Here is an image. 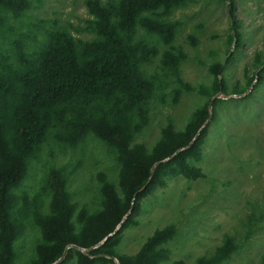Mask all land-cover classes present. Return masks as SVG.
Masks as SVG:
<instances>
[{
    "label": "trees",
    "instance_id": "1",
    "mask_svg": "<svg viewBox=\"0 0 264 264\" xmlns=\"http://www.w3.org/2000/svg\"><path fill=\"white\" fill-rule=\"evenodd\" d=\"M187 1L85 0L93 16L85 28L96 34L94 38H78L64 28H54L38 47L29 49L28 35L18 32L14 21L29 9L30 0H0V37L6 39L0 43V264H17L16 240L27 224L35 226L39 235L25 264H53L69 246L64 261L75 253L76 264H187L184 259L171 261L168 243L177 234L174 223L155 230L135 254L117 250L125 230L139 224L147 196L172 178L205 176L197 163L204 157L213 98L215 111L222 101L219 94L242 95L256 80L248 76L245 87L237 83L231 92L222 76L224 62L210 66L209 85L195 86L184 79L181 64L188 53L174 43L183 21L169 17ZM219 1L229 3L228 40L230 45L235 42L237 50L242 34L236 3ZM139 27L168 47L160 51L148 38L137 37ZM190 39L197 44L195 36ZM227 53L226 64L234 58V51ZM159 55L162 68L177 83L174 103L183 89L205 96L206 101L182 128L171 121L163 125L147 146L136 137L148 126L152 99L162 85L160 76L145 72L143 65ZM257 65H264L261 54ZM89 135L113 153L118 179L100 171L96 177L99 203L89 207L80 205L68 186L79 163L71 169L53 165L44 176L49 195L45 210L42 194L23 190L31 160L49 136L74 148ZM74 245L90 250L83 252ZM239 246L233 235L226 234L214 252L193 264H221Z\"/></svg>",
    "mask_w": 264,
    "mask_h": 264
},
{
    "label": "rangeland",
    "instance_id": "2",
    "mask_svg": "<svg viewBox=\"0 0 264 264\" xmlns=\"http://www.w3.org/2000/svg\"><path fill=\"white\" fill-rule=\"evenodd\" d=\"M234 1L242 34L237 50L235 42L230 45L228 40L232 32L228 2L188 0L169 17L183 21L174 43L188 53V58L181 64L185 80L195 86L211 84L210 66L216 62L225 63L222 76L231 92L237 83L245 87L248 76H256V80L242 95L219 94L222 101L209 120L204 157L197 163L205 176L196 180L182 176L172 178L166 187L147 196L143 200L139 224L124 232L117 248L121 254H135L155 230L174 223L177 234L168 243L171 261L184 259L187 264H193L198 257L214 252L224 236L231 234L240 246L221 264H262L264 70L261 76L258 75L264 65H257V57L261 54L264 58V0ZM91 18L85 0H30L29 9L14 24L18 32L28 35L27 46L33 49L54 28H64L78 38H94L96 34L85 28ZM7 35L13 38V34ZM190 35L197 38V44H192ZM137 37L148 38L160 51L168 47L141 27ZM5 41L0 37V43ZM229 49L234 51V58L226 64ZM143 69L149 74L157 73L162 85L151 102V120L136 137L137 141L151 146L163 125L171 121L177 128H182L206 97L183 89L178 102L174 103L177 83L162 68L160 55L144 64ZM75 163H79V167L68 181L69 189L80 205L96 207L100 199L97 174L104 171L116 181L119 165L113 153L93 135L74 148L49 136L37 157L31 160L23 190L42 194L46 210L49 195L44 176L53 165L71 169ZM38 235L37 228L27 224L16 240L17 264L28 261ZM76 261L73 253L61 264H76Z\"/></svg>",
    "mask_w": 264,
    "mask_h": 264
},
{
    "label": "water",
    "instance_id": "3",
    "mask_svg": "<svg viewBox=\"0 0 264 264\" xmlns=\"http://www.w3.org/2000/svg\"><path fill=\"white\" fill-rule=\"evenodd\" d=\"M214 99H215V97L213 98V100H214ZM213 100H212L211 103H210V106H211V115H210L209 119L207 120V122L210 120V118L212 117V114H213V111H212V110H213V109H212V104H213L212 102H213ZM192 143H193V141L190 143V145H191ZM125 218H126V217H125ZM120 227H121V225H119V226L116 228L115 232H116L118 229H120ZM115 232L111 233L109 236L113 235ZM109 236H108V237H109ZM108 237H106L103 241H101L97 246L103 244V243L105 242V240H106ZM97 246H95V247H97ZM72 247H75L76 249H79V250H81V251H83V252H87V251L90 250V248L85 249V248H82V247L77 246V245H74V246H72ZM69 248H70V246L65 250L64 254L62 255V257H61L59 260H57L55 263H53V264H57V263H59L63 258H65ZM117 263L119 264L118 261H117Z\"/></svg>",
    "mask_w": 264,
    "mask_h": 264
}]
</instances>
